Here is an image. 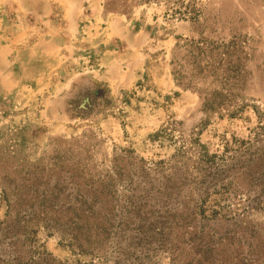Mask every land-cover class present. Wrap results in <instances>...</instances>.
I'll use <instances>...</instances> for the list:
<instances>
[{"label":"rangeland","instance_id":"rangeland-1","mask_svg":"<svg viewBox=\"0 0 264 264\" xmlns=\"http://www.w3.org/2000/svg\"><path fill=\"white\" fill-rule=\"evenodd\" d=\"M133 262L264 264V0H0V264Z\"/></svg>","mask_w":264,"mask_h":264},{"label":"trees","instance_id":"trees-1","mask_svg":"<svg viewBox=\"0 0 264 264\" xmlns=\"http://www.w3.org/2000/svg\"><path fill=\"white\" fill-rule=\"evenodd\" d=\"M115 217L118 220H120L119 223L117 224V226L115 227V230H117L116 237H119V235L126 234V233L129 232V237L128 238H131V233L130 232L132 231V229L130 228V226L127 225V223H129L128 222L129 220H126L124 218V216H122V215L121 216L120 215H116ZM131 239H134V238H131ZM133 264H134V262H133Z\"/></svg>","mask_w":264,"mask_h":264}]
</instances>
